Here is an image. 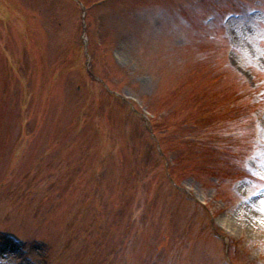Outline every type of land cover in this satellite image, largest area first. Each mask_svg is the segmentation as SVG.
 I'll return each instance as SVG.
<instances>
[{
  "label": "rangeland",
  "instance_id": "rangeland-1",
  "mask_svg": "<svg viewBox=\"0 0 264 264\" xmlns=\"http://www.w3.org/2000/svg\"><path fill=\"white\" fill-rule=\"evenodd\" d=\"M0 264H264V0H0Z\"/></svg>",
  "mask_w": 264,
  "mask_h": 264
},
{
  "label": "trees",
  "instance_id": "trees-1",
  "mask_svg": "<svg viewBox=\"0 0 264 264\" xmlns=\"http://www.w3.org/2000/svg\"><path fill=\"white\" fill-rule=\"evenodd\" d=\"M170 169H171V168H170ZM170 172H171V174L173 175V171H172V169H171V171H170Z\"/></svg>",
  "mask_w": 264,
  "mask_h": 264
}]
</instances>
